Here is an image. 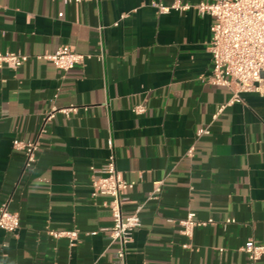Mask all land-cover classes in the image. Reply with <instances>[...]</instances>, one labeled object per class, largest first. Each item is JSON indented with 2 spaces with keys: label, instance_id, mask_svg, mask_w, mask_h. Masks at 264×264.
Returning a JSON list of instances; mask_svg holds the SVG:
<instances>
[{
  "label": "crops",
  "instance_id": "obj_1",
  "mask_svg": "<svg viewBox=\"0 0 264 264\" xmlns=\"http://www.w3.org/2000/svg\"><path fill=\"white\" fill-rule=\"evenodd\" d=\"M152 1L0 0V52L30 56L0 68V204L21 221L0 231V264H121L119 243L101 230L113 224L109 197L92 195L109 140L117 169L135 182L123 214L142 205L127 264H249L241 247L264 244V93H243L217 114L232 92L207 81L214 17L159 13ZM62 45L92 57L70 71L37 58ZM138 104L147 111L136 114ZM69 107L77 110L47 121ZM17 137L40 142L34 167L13 149ZM189 211L215 220L191 240L180 224Z\"/></svg>",
  "mask_w": 264,
  "mask_h": 264
},
{
  "label": "built area",
  "instance_id": "obj_2",
  "mask_svg": "<svg viewBox=\"0 0 264 264\" xmlns=\"http://www.w3.org/2000/svg\"><path fill=\"white\" fill-rule=\"evenodd\" d=\"M60 1L69 4L81 3L84 0ZM152 5L158 9L159 13H166L172 9L186 11L194 8L200 15L208 14L214 17L215 24L209 43L213 68L207 81L215 86L225 87L232 92L229 101L219 107L217 114L223 112L227 106L242 102L243 93H264V0H216L213 2L203 1L197 5L176 0L169 6L154 0ZM88 57H92V55L79 53L69 45L60 46L54 53L37 56L38 59L50 61L58 69L64 71H70L83 64ZM29 58V55L23 53L0 52V68L19 69ZM75 110H77L76 107L56 109L47 116V121L53 119L56 113L69 116ZM133 111L136 114H143L147 111V107L145 104H138L133 108ZM108 144L111 153L107 161L100 169H93L97 176L92 181V195L94 197L98 195L109 197L104 205L109 207L112 212L113 224L101 230L108 231L111 240L120 245L115 256L116 261L127 264V245L132 242L134 232L142 224L140 215L142 205L137 206L129 215L123 214V206L128 199L127 194L134 188L135 182L127 180L117 169L116 157L112 151V140H109ZM12 147L25 156L26 168L34 167L38 161L39 141H27L17 137L13 140ZM194 152L195 148L191 147L187 155L191 157ZM156 186L154 196L161 191V183L158 182ZM214 222L213 218L202 221L198 219L194 211H189L180 222L181 232L191 240L197 227L214 224ZM233 222H236V219L226 220V224ZM20 225L19 214L11 211L7 202L0 204V231L15 233ZM98 232L93 231L90 234L95 235ZM49 234L54 238L67 237L71 243H74L79 237L77 230H51ZM183 246L189 248L191 244L185 243ZM223 250L221 249V251ZM241 250L246 253L249 264H256L264 259V244L249 240L241 247Z\"/></svg>",
  "mask_w": 264,
  "mask_h": 264
}]
</instances>
